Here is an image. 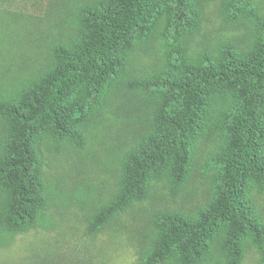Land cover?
Here are the masks:
<instances>
[{
    "label": "trees",
    "instance_id": "1",
    "mask_svg": "<svg viewBox=\"0 0 264 264\" xmlns=\"http://www.w3.org/2000/svg\"><path fill=\"white\" fill-rule=\"evenodd\" d=\"M206 1L98 0L80 9L76 39L53 48L54 64L16 102H0V118L9 125L6 153L0 157V230L25 231L44 206L42 136L82 146L88 111L81 99L87 103L117 93L128 52L162 22L166 33L186 41ZM250 1L227 3L235 7ZM252 17L257 35L249 47L227 42L216 54L172 63L163 74L133 83L158 92L160 104L153 127L125 155L116 194L94 216L89 232L143 199L152 179L165 177L173 189L182 184L202 131L211 129L224 138L216 160L215 198L194 218L165 215L140 264H163L170 257L177 264H196L218 242L227 264H239L247 240L258 251L264 248V224L253 201L254 191L264 192V19L255 12Z\"/></svg>",
    "mask_w": 264,
    "mask_h": 264
},
{
    "label": "rangeland",
    "instance_id": "2",
    "mask_svg": "<svg viewBox=\"0 0 264 264\" xmlns=\"http://www.w3.org/2000/svg\"><path fill=\"white\" fill-rule=\"evenodd\" d=\"M95 1L0 0V102H16L54 64L53 48L76 39L79 11ZM227 1L207 0L197 28L184 42L166 33L163 22L154 35L138 42L128 52L119 91L102 100L81 99L80 106L88 111L82 146L51 134L42 136L38 152L44 206L25 231L0 230V264H140L158 238L165 215L194 218L213 201L219 177L216 160L224 138L206 129L195 141L182 184L173 189L165 177L154 178L143 199L97 231H88L94 216L116 194L124 157L153 127L160 104L158 92H146L133 83L163 74L172 63L216 54L227 42L242 48L251 45L257 35L252 13L264 19V0L235 7ZM8 139L9 125L0 118V157ZM253 201L264 224V192L254 191ZM218 243L196 264H227ZM163 264L177 262L170 257ZM239 264H264V248L258 251L247 240Z\"/></svg>",
    "mask_w": 264,
    "mask_h": 264
}]
</instances>
